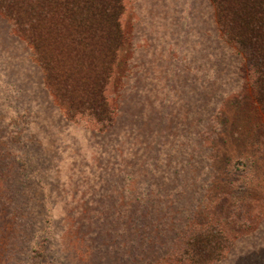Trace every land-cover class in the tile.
<instances>
[{"label":"rangeland","instance_id":"374dc122","mask_svg":"<svg viewBox=\"0 0 264 264\" xmlns=\"http://www.w3.org/2000/svg\"><path fill=\"white\" fill-rule=\"evenodd\" d=\"M124 4L104 132L64 117L0 14V264H166L200 222L229 237L211 264H264V118L243 58L208 0Z\"/></svg>","mask_w":264,"mask_h":264},{"label":"trees","instance_id":"16d2710c","mask_svg":"<svg viewBox=\"0 0 264 264\" xmlns=\"http://www.w3.org/2000/svg\"><path fill=\"white\" fill-rule=\"evenodd\" d=\"M208 2L220 38L243 58L264 118V0ZM124 11V0H0V14L34 54L64 117L102 132L114 121L105 88L124 42ZM42 204L49 223L51 206ZM171 245L166 264H211L223 257L229 237L214 222L190 223Z\"/></svg>","mask_w":264,"mask_h":264}]
</instances>
